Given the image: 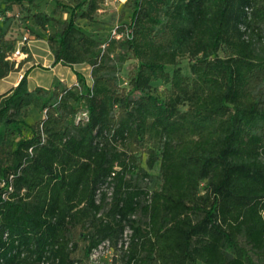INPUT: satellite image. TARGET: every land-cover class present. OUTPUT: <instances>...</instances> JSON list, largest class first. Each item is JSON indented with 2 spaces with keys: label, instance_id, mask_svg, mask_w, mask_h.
Listing matches in <instances>:
<instances>
[{
  "label": "trees",
  "instance_id": "trees-1",
  "mask_svg": "<svg viewBox=\"0 0 264 264\" xmlns=\"http://www.w3.org/2000/svg\"><path fill=\"white\" fill-rule=\"evenodd\" d=\"M53 1L33 24L55 25L54 64L91 76L31 89L27 70L0 93V264H92L128 227L121 264H264V0H127L129 22L102 43L78 20L96 21L105 0ZM7 12L0 81L32 52L30 29L8 37ZM32 104L43 115L29 123Z\"/></svg>",
  "mask_w": 264,
  "mask_h": 264
},
{
  "label": "rangeland",
  "instance_id": "rangeland-1",
  "mask_svg": "<svg viewBox=\"0 0 264 264\" xmlns=\"http://www.w3.org/2000/svg\"><path fill=\"white\" fill-rule=\"evenodd\" d=\"M65 3L73 4L74 0H62ZM127 0H105L102 8L98 12L96 21L88 22L85 19H79V27L87 32L88 34L96 37L101 43L107 41V39L112 38L116 31L119 34V30L123 25L129 22L132 8L126 4ZM53 0H37L34 5L25 3L23 5L12 4L7 5L2 0H0V9H8V22L6 25L9 27L8 37L18 39V37L30 29L29 32L33 35V38L29 42L31 49V54L29 60L24 62L19 70L11 72L3 81L0 82V93L7 91L13 83L23 77L25 72L28 70V84L29 87L35 88L38 86L53 90L60 84H71L77 80L76 71H80L87 79L90 80L91 67L87 63H79L72 67L64 66L60 63L54 64V57L52 46L47 39V35L54 31L55 25L49 24L45 29L38 28L33 24L32 14L36 11H45L52 13L54 8ZM56 18L62 17L67 18V12H58L55 14ZM25 25H28L25 27ZM116 34V35H117ZM130 55L126 53L124 48H118L115 58L118 62L125 56ZM24 58V55H19L16 59L19 61ZM135 63V60L131 57L127 58L122 64V69L126 72L129 71ZM179 66L182 67L184 73H189V59L186 56H182L178 61ZM172 66L169 69L172 70ZM18 84V83H17ZM163 87V85H161ZM43 115L40 106L30 105L23 110V116L29 123H33L39 120ZM23 135L29 133V130L23 128ZM21 134L17 132L12 133V138L17 139ZM153 174H157V169H151ZM160 183L159 176L155 175L151 182L147 184L150 187H157ZM145 218L143 217V220ZM73 239L78 241V251L77 255L82 257L83 248L85 242L79 236V229L73 231ZM121 256L118 257L117 264H121ZM105 264H109L107 259Z\"/></svg>",
  "mask_w": 264,
  "mask_h": 264
},
{
  "label": "built area",
  "instance_id": "built-area-1",
  "mask_svg": "<svg viewBox=\"0 0 264 264\" xmlns=\"http://www.w3.org/2000/svg\"><path fill=\"white\" fill-rule=\"evenodd\" d=\"M114 34L116 35V31H114ZM117 37L120 36V34L116 35ZM21 44H23V41L19 42V45L17 46L15 52L10 57L11 59H15L19 55L25 54L21 50ZM18 61V60H17ZM88 117V111L82 110L77 114V121H79L82 118L87 119ZM131 229L128 227L125 229L123 234V239H121L117 244H114L111 240H105L103 241L97 248H95L92 253L90 254L89 260L92 264H105L104 261L107 259V262L109 264H113L115 258H118L120 256V252L122 249H127L129 244V238H130Z\"/></svg>",
  "mask_w": 264,
  "mask_h": 264
},
{
  "label": "crops",
  "instance_id": "crops-1",
  "mask_svg": "<svg viewBox=\"0 0 264 264\" xmlns=\"http://www.w3.org/2000/svg\"><path fill=\"white\" fill-rule=\"evenodd\" d=\"M4 79H5V78H4ZM4 79H3V80H4ZM3 80H1V81H3ZM1 81H0V82H1ZM18 82H19V81L17 80L15 83H13V85H12V86H15V85H17V83H18Z\"/></svg>",
  "mask_w": 264,
  "mask_h": 264
}]
</instances>
